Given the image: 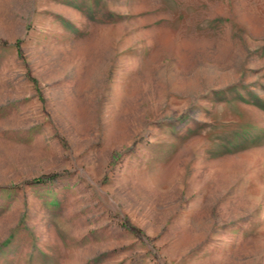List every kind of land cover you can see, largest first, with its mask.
I'll return each instance as SVG.
<instances>
[{"label":"rangeland","instance_id":"374dc122","mask_svg":"<svg viewBox=\"0 0 264 264\" xmlns=\"http://www.w3.org/2000/svg\"><path fill=\"white\" fill-rule=\"evenodd\" d=\"M0 264H264V0H0Z\"/></svg>","mask_w":264,"mask_h":264}]
</instances>
